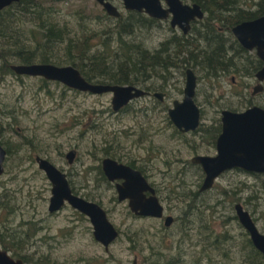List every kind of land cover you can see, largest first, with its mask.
<instances>
[{
  "label": "rangeland",
  "instance_id": "1",
  "mask_svg": "<svg viewBox=\"0 0 264 264\" xmlns=\"http://www.w3.org/2000/svg\"><path fill=\"white\" fill-rule=\"evenodd\" d=\"M112 3L124 11L121 0ZM53 4L54 18L65 25L69 36L90 33V52L99 47L100 33L114 24L104 18L105 11L95 0ZM160 25L141 29L135 40L154 50L173 33L181 35L178 30L169 31L164 22ZM64 46H53L50 54L64 61ZM192 69L197 76L195 101L204 124L220 117L222 109L247 107L254 78L251 81L236 72L210 77L199 66ZM183 70L160 71L167 79L163 104L139 98L118 112L111 107V93L80 92L39 76L0 75V143L9 151L0 175V231L10 234L12 248L31 264H166L178 254L184 264H248L243 260L246 250L241 248L245 230L234 218V204L240 202L264 233V174L228 171L188 206L189 193L201 183V171L188 165L190 159L212 149L208 151L202 137L198 138L200 133L177 136L167 123V108L183 96ZM253 97L258 106L264 103L263 92ZM70 149L76 150L72 164L65 159ZM106 153L144 169L156 185L166 214L174 217L170 226L152 217H135L126 202L116 200L113 186L97 174ZM35 154L66 172L80 196L94 195L107 209L120 230L107 250L93 238L89 220L70 206L48 213L51 183L33 160ZM236 197L238 202H234Z\"/></svg>",
  "mask_w": 264,
  "mask_h": 264
},
{
  "label": "water",
  "instance_id": "2",
  "mask_svg": "<svg viewBox=\"0 0 264 264\" xmlns=\"http://www.w3.org/2000/svg\"><path fill=\"white\" fill-rule=\"evenodd\" d=\"M17 0H0V10ZM104 11L112 16L120 15L119 9L111 0H95ZM123 8L129 11L144 12L146 15L166 19L170 16V25L178 27L183 33L190 29V22L202 19L204 12L198 3H185L182 0H121ZM233 36L247 50L253 48L262 65L255 73L256 84L253 95L264 90V15L252 20L241 21L231 28ZM10 69L17 75L39 76L46 80L62 83L64 86L90 94L111 93V107L119 111L131 99L144 92L128 84H103L86 80L79 70L72 65H55L51 63L11 64ZM196 76L191 69L186 70V81L181 101L175 100L168 109L172 123L182 131L194 130L200 122V109L194 101ZM222 132L216 141L217 153L214 156L197 155L191 162L199 164L205 175L201 190L212 186L214 180L223 171L241 168L253 173L264 174V108L258 105L247 107L241 111L223 109L220 112ZM6 150L0 143V173ZM75 150L67 153L68 162L73 161ZM38 166L51 183L49 211H55L68 203L86 215L92 224L94 239L108 249L109 244L118 236L115 226L109 221L105 210L95 202L75 194L67 180L66 173L46 159L36 157ZM102 169L109 180L121 179L116 183L117 199L127 200L129 209L136 215L163 216L164 208L155 189L147 182L139 170L119 163L111 158L102 160ZM148 193L149 195H146ZM235 215L241 226L249 234L253 246L264 256V233L258 230L250 213L238 202L234 205ZM173 217H165V225L172 223ZM1 264H21L13 262L0 251Z\"/></svg>",
  "mask_w": 264,
  "mask_h": 264
},
{
  "label": "trees",
  "instance_id": "3",
  "mask_svg": "<svg viewBox=\"0 0 264 264\" xmlns=\"http://www.w3.org/2000/svg\"><path fill=\"white\" fill-rule=\"evenodd\" d=\"M58 1L63 0H17L0 10V75L14 74L9 67L11 63L68 64L77 68L89 82L137 84L143 63L148 70L159 69L163 73H168L170 68L199 66L210 77L236 72L243 76L253 73V78L262 65L253 52L252 71L249 55L243 56L247 50L239 45L230 29L241 21L264 15V0H190V4L198 3L205 13L198 21L200 26L193 22L189 34L173 33L154 50L147 48L143 41L135 40V36L141 29L163 22L133 10L121 13L118 18L104 13V18L113 20L114 24L100 33L99 47L93 52H90L92 44H88L90 33L84 31L83 37L69 36L65 25L54 18L53 3ZM167 29L174 32L169 25ZM229 36L232 39L228 43ZM63 43L66 58L56 60L50 54L52 47ZM250 103L247 100L245 105L248 107ZM256 103L253 97V105ZM259 106L264 108V103ZM261 181L263 188L264 179ZM196 194L195 190L189 193L194 197ZM238 201L236 197L234 202ZM245 235L241 247L246 250L243 260L248 264H264V256L253 246L246 231ZM166 264L184 262L178 254L171 256Z\"/></svg>",
  "mask_w": 264,
  "mask_h": 264
},
{
  "label": "flooded vegetation",
  "instance_id": "4",
  "mask_svg": "<svg viewBox=\"0 0 264 264\" xmlns=\"http://www.w3.org/2000/svg\"><path fill=\"white\" fill-rule=\"evenodd\" d=\"M112 1V0H111ZM161 1H163V0H161ZM183 1V0H182ZM184 2V1H183ZM186 3V2H185ZM190 4V3H189ZM117 7V6H116ZM118 9H119V7H117ZM103 9V8H102ZM104 10V9H103ZM123 12L119 9V11H120V15H121V13H126V12H128L129 10H125L124 8H123ZM106 13V12H105ZM142 13H144V12H142ZM107 14V13H106ZM145 14V13H144ZM108 15V14H107ZM119 15V16H120ZM146 15V14H145ZM108 16H110V15H108ZM118 16V17H119ZM148 16V15H147ZM204 16H205V13H204ZM110 17H112V16H110ZM118 17H116V18H118ZM150 17V16H149ZM151 18H153V17H151ZM204 18V17H203ZM202 18V19H203ZM154 19H157V18H154ZM202 19H195V20H193V21H191L190 22V29H189V31L187 32V33H183L182 32V30H180L177 26L176 27H172L171 25H170V16H168L166 19H158V20H160L161 22H164V23H166L167 25H169V27L172 29V30H174V31H179L181 34H184V35H187V34H189V32L191 31V29H192V23L193 22H196V23H198V21H201ZM253 19V18H252ZM251 19V20H252ZM233 27V26H232ZM219 30L220 31H222V28H219ZM230 31H231V29H230ZM232 33V32H231ZM233 35V34H232ZM234 37V36H233ZM235 38V37H234ZM236 39V38H235ZM237 40V39H236ZM238 42V41H237ZM239 43V42H238ZM239 45H240V43H239ZM241 46V45H240ZM242 47V46H241ZM242 48H244V47H242ZM245 49V48H244ZM245 50H247V49H245ZM246 54H248L249 55V63H250V68L252 69V71H253V48L252 49H250V50H247L246 51ZM244 56V55H243ZM245 57V56H244ZM246 58V57H245ZM145 66V64L143 63V65H142V68H141V71H140V74H139V83H137V84H128V85H133V86H135V87H137V88H139V89H141L143 92H144V94H142V95H140L139 97H136V98H133V99H131L124 107H127L128 105H130L131 104V102H133V101H135L136 99H139V98H153V99H156L155 101L158 103V104H163V102H164V99L166 98V95H167V93L165 92V86H166V83H167V79L165 78H163V75H161L160 74V70L159 69H154V70H148L147 68H145L144 67ZM187 69H191L192 71H193V69L192 68H185L183 71H182V75L184 76V85H185V81H186V70ZM193 73H194V71H193ZM223 74V73H222ZM194 75H195V73H194ZM224 75V74H223ZM241 76H242V74H240ZM196 76V75H195ZM248 77H250V79H251V81H253V73L250 75V76H248ZM156 78H160L163 82L161 83V84H155L154 83V80L156 79ZM255 79V78H254ZM255 82H256V79H255ZM257 83V82H256ZM184 85H183V88H184ZM196 86H197V76H196ZM183 88L181 89V93H182V95H183ZM195 95H196V88H195ZM195 95H194V101H195ZM183 97V96H182ZM176 100V99H175ZM175 100H173L172 101V106H173V102L175 101ZM182 100V99H181ZM181 100H177V101H181ZM247 100H250L251 101V105L250 106H253V88H252V91H251V93H250V97L249 98H246V100H245V102H247ZM195 103H196V101H195ZM197 104V103H196ZM157 105V104H156ZM171 106V107H172ZM197 106L199 107V105L197 104ZM250 106H248V107H250ZM124 107H122L120 110H124ZM148 106H145V109L147 108ZM171 107H166L167 108V117H166V119H167V123L171 126V127H173V129H174V131H175V133H176V135L177 136H187V134H191V135H193V136H197L196 134H198V133H200V135H199V137L198 138H200V137H202V139H203V142L206 144V148H208V151H210V149H212V153L211 152H208V153H202V154H195L194 156H197V155H203V156H214V155H216V153H217V150H216V141H217V138H218V136L220 135V133L222 132V121H221V116L220 117H217V118H215V119H213V121L210 123V124H204L202 121H201V119H202V111H201V108L199 107V109H200V122H199V125L197 126V128L196 129H194V130H189V131H182V130H180V129H178L173 123H172V121L170 120V118H169V116H168V109L169 108H171ZM153 108H155V107H153ZM247 108V107H246ZM119 110V111H120ZM223 110V109H222ZM229 110H233V111H241V110H234V109H229ZM243 110V109H242ZM118 112V111H117ZM221 112V111H220ZM219 112V113H220ZM5 149V148H4ZM6 150V155H5V158H4V160H3V170H2V173L5 171V162H6V159H7V156H8V154H9V151H8V149H5ZM71 150H75V149H70V150H68L66 153H65V159H66V161L68 162V159L66 158V155H67V153L69 152V151H71ZM193 156V157H194ZM36 157H40V158H43V159H46V160H48L49 162H51L48 158H46V157H43V156H41V155H39V154H35V156H34V161H35V163H36V165H37V167H38V169L39 170H41L43 173H44V171L42 170V169H40L39 168V166H38V162L36 161ZM75 157H76V150H75V155H74V158H73V161L71 162V163H69L68 162V164H72L73 162H74V160H75ZM106 157H108V158H111V159H113V160H116L117 162H119V163H123V164H125V165H128V166H130L131 168H133V169H136V170H139L140 172H141V174L144 176V178L147 180V182L155 189V195L158 197V195H157V190H156V185L154 184V182H151L148 178H147V175H146V173H145V171H144V169L141 167V166H137V165H135L134 163V161H132V160H130V161H128V162H124V161H122V159H120V158H115L114 156H113V154H110V153H106L105 154V157H103V158H101V160H100V163L98 164V168H97V174L99 175V177H100V179L102 180V181H104V182H106V183H109V185H111V186H113V188H114V190H115V193H116V200L118 201V202H126L127 203V200H123V201H119L118 199H117V192H116V188H115V185H116V183H120V182H122V180L121 179H116V180H109L108 178H107V176L104 174V172H103V169H102V160L104 159V158H106ZM192 158V157H191ZM129 162L130 163H132L133 164V166L132 165H130L129 164ZM52 163V162H51ZM53 164V163H52ZM55 165V164H54ZM189 166L191 165V166H196L200 171H201V183H199V184H197L198 186H199V188H198V190L196 191V195H195V197L200 193V192H204V191H207V190H209V189H211L213 186H214V183H215V181L218 179V178H220L224 173H226V172H228V171H238V172H242V173H249V174H253V172H251V171H246V170H243V169H241V168H232V169H228V170H225V171H223L220 175H218V177L214 180V182H213V184H212V186L210 187V188H208V189H205V190H201L200 189V187H201V185H202V183H203V180H204V178H205V175H204V173H203V171H202V168H201V166L199 165V164H194V163H192L191 162V159H190V162H189V164H188ZM56 166V165H55ZM57 167V166H56ZM59 168V167H58ZM61 171H62V169L61 168H59ZM64 172V171H63ZM180 172H181V170H180ZM2 173H0V175L2 174ZM64 173H66V172H64ZM45 174V173H44ZM261 174V173H260ZM66 176H67V180H68V183H69V185H70V187H71V189H72V191L75 193V194H77V195H79L78 194V192L75 190V188L70 184V180L68 179V175H67V173H66ZM47 177V176H46ZM48 179V178H47ZM49 180V179H48ZM50 182V181H49ZM180 182H181V184H185V181H183V180H180ZM198 182H199V180H198ZM197 182V183H198ZM146 195H149L148 193H146ZM80 196V195H79ZM81 197H83V198H85L86 200H89V201H92V202H95V203H97L98 205H100L104 210H105V212H106V214H107V217H108V219H109V215H108V211H107V209L106 208H104V206L102 205V203L100 202V200L99 199H97L96 198V196H94V195H92V198H87V197H84V196H81ZM194 196H192V198L194 199L195 198ZM188 199L189 201H188V203H190L193 199ZM158 199H159V197H158ZM159 201H160V199H159ZM160 203H161V201H160ZM187 203V204H188ZM162 204V203H161ZM236 204V203H235ZM234 204V205H235ZM4 205V204H3ZM65 206H70L67 202L66 203H64L63 205H62V207L60 208V209H58V210H55V211H49V199H48V205H47V210H48V213L50 214V215H53V214H56V213H58L63 207H65ZM162 206H163V204H162ZM71 207V206H70ZM2 208V207H1ZM72 209H74L75 211H77V214L78 215H80L81 217H86L88 220H89V218L86 216V215H84V214H82L81 212H79L78 210H76L75 208H73V207H71ZM127 208H128V210L133 214V216H135V217H152V216H144V215H136V214H134L130 209H129V207H128V205H127ZM163 208H164V206H163ZM168 215H170V214H166V212H165V209H164V213H163V216L162 217H160V218H156V217H152V218H155V219H158V220H163V223L165 222V217L166 216H168ZM172 216V215H171ZM173 217V216H172ZM237 218V216L236 215H234V218ZM173 220H174V217H173ZM238 220V219H237ZM109 221L111 222V220L109 219ZM89 222H90V220H89ZM173 222V221H172ZM112 223V222H111ZM91 224V223H90ZM113 224V223H112ZM171 224V223H170ZM170 224L168 225V226H170ZM114 225V224H113ZM165 225V224H164ZM115 226V225H114ZM165 226H167V225H165ZM91 228H92V224H91ZM115 228L117 229V231H118V236H119V234H120V230L115 226ZM92 231H93V228H92ZM7 235L8 236H10V234L9 233H6L5 231H0V251H5V253H6V255L13 261V262H17V261H20L21 262V264H31L26 258H25V255H23V254H21V253H19V252H17V250L15 249V248H12V242H14V240L10 243V244H8V240H10V238H8L7 237ZM93 235V234H92ZM117 236V237H118ZM17 238V237H16ZM94 238V237H93ZM96 241V240H95ZM114 241V240H113ZM112 241V242H113ZM111 242V243H112ZM99 243V242H98ZM110 243V244H111ZM109 244V245H110ZM102 245V244H101ZM103 246V245H102ZM109 247V246H108ZM11 248V249H10ZM103 248L105 249V247L103 246ZM13 249V250H12ZM15 250V251H14ZM106 250V249H105ZM1 264V263H0Z\"/></svg>",
  "mask_w": 264,
  "mask_h": 264
}]
</instances>
